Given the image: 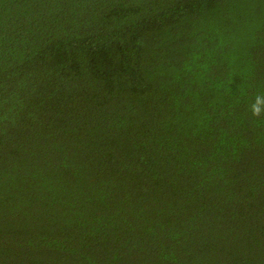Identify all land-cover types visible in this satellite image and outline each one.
Returning a JSON list of instances; mask_svg holds the SVG:
<instances>
[{"label":"trees","instance_id":"1","mask_svg":"<svg viewBox=\"0 0 264 264\" xmlns=\"http://www.w3.org/2000/svg\"><path fill=\"white\" fill-rule=\"evenodd\" d=\"M264 0H0V264H264Z\"/></svg>","mask_w":264,"mask_h":264},{"label":"clouds","instance_id":"2","mask_svg":"<svg viewBox=\"0 0 264 264\" xmlns=\"http://www.w3.org/2000/svg\"><path fill=\"white\" fill-rule=\"evenodd\" d=\"M248 110L254 118L264 116V92H257L254 95L248 105Z\"/></svg>","mask_w":264,"mask_h":264}]
</instances>
